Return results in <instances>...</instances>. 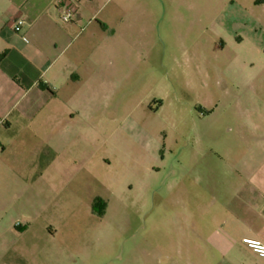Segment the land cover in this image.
<instances>
[{"label":"rangeland","instance_id":"rangeland-1","mask_svg":"<svg viewBox=\"0 0 264 264\" xmlns=\"http://www.w3.org/2000/svg\"><path fill=\"white\" fill-rule=\"evenodd\" d=\"M115 4L136 27L119 24L116 63L91 83L100 94L65 173L26 191L32 218L13 223L5 264L181 262L172 221L194 217L200 202L195 161L226 128L222 113L254 105L233 95L264 75V0H106L105 9Z\"/></svg>","mask_w":264,"mask_h":264},{"label":"crops","instance_id":"crops-1","mask_svg":"<svg viewBox=\"0 0 264 264\" xmlns=\"http://www.w3.org/2000/svg\"><path fill=\"white\" fill-rule=\"evenodd\" d=\"M105 7L106 0H0V264L12 248L13 223L32 218L23 213L26 191L64 174L73 159L74 133L87 128L89 99L100 94L91 83L103 81L116 63L119 24L126 19L128 31L136 27L130 11ZM18 18L24 23L16 32ZM244 81L233 97L254 105L221 112L226 128L196 159L200 202L194 217L185 212L172 221L183 259L174 264H264L241 242L264 243V75ZM30 226L27 220L20 235Z\"/></svg>","mask_w":264,"mask_h":264},{"label":"built area","instance_id":"built-area-1","mask_svg":"<svg viewBox=\"0 0 264 264\" xmlns=\"http://www.w3.org/2000/svg\"><path fill=\"white\" fill-rule=\"evenodd\" d=\"M68 18L69 15H65L63 17L64 20H68ZM23 23H24V19L18 18L15 23L14 30L16 32H19L21 30V26L23 25ZM23 39L26 40L25 37H23ZM241 242L245 247L253 251L255 254L264 258V243L262 241L255 238L244 237Z\"/></svg>","mask_w":264,"mask_h":264},{"label":"trees","instance_id":"trees-1","mask_svg":"<svg viewBox=\"0 0 264 264\" xmlns=\"http://www.w3.org/2000/svg\"><path fill=\"white\" fill-rule=\"evenodd\" d=\"M98 199V198H97Z\"/></svg>","mask_w":264,"mask_h":264}]
</instances>
